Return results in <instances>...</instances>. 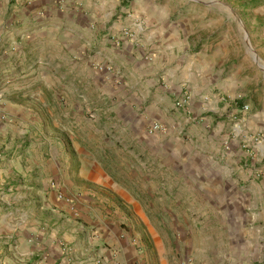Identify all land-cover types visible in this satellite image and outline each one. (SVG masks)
Returning a JSON list of instances; mask_svg holds the SVG:
<instances>
[{
    "label": "crops",
    "instance_id": "crops-1",
    "mask_svg": "<svg viewBox=\"0 0 264 264\" xmlns=\"http://www.w3.org/2000/svg\"><path fill=\"white\" fill-rule=\"evenodd\" d=\"M14 1L0 38L11 264H264V143L245 139L264 133V100L243 110L228 42L197 34L201 8Z\"/></svg>",
    "mask_w": 264,
    "mask_h": 264
},
{
    "label": "rangeland",
    "instance_id": "rangeland-1",
    "mask_svg": "<svg viewBox=\"0 0 264 264\" xmlns=\"http://www.w3.org/2000/svg\"><path fill=\"white\" fill-rule=\"evenodd\" d=\"M183 1H186V9L193 5L201 8V17L194 19L193 22L197 23V26L200 27L197 34L202 39L207 38L212 40L221 36L228 42V48L230 49L229 61L225 64V68L230 71L240 69L237 83L239 97L243 100L244 105H249L250 109L248 112H255L259 99L264 100V70L262 69V66H264V16L259 18V16L253 14L251 11L242 10L241 4L243 0ZM14 4V0H10L9 4L6 0H0V38L3 36L1 34V25L9 20ZM203 7H208L210 12L204 15ZM183 14L185 16L188 15L187 12ZM174 17H178V15ZM246 37H248L252 48L248 45ZM255 55L258 56V60L255 59ZM232 83L235 86V80ZM25 145V142L21 143L19 148ZM11 149V147L6 148L5 143H0V153L2 155L15 151V148ZM9 194L10 191H8L6 185L0 186V196L5 197ZM21 203H24V201L21 200ZM1 207L0 215L7 212L6 208H9V205L5 203ZM28 210H31V206L21 205L20 213ZM20 231H22V225ZM9 235H12L11 238H8L9 243L15 244V240L17 239L16 233L10 232ZM12 257L13 254L10 247L3 245L1 241L0 258H2L3 263L11 264L10 259Z\"/></svg>",
    "mask_w": 264,
    "mask_h": 264
},
{
    "label": "built area",
    "instance_id": "built-area-1",
    "mask_svg": "<svg viewBox=\"0 0 264 264\" xmlns=\"http://www.w3.org/2000/svg\"><path fill=\"white\" fill-rule=\"evenodd\" d=\"M133 17L135 19L134 22L136 24V27L143 29L145 26V23H146L145 19L134 16V15H133ZM125 34L126 35H132L129 31L125 32ZM98 68L100 70H103L104 68L107 69L106 67H103V66H99ZM189 98L190 97L188 94L183 95L180 99H178L176 101L177 107H185L186 108L188 103H189ZM242 108L245 112H247L250 109L249 105H243ZM164 130H165L164 125L159 123V122H154L150 126V132H163ZM247 136H251L252 138H254L259 143H261V142L264 143V133H262V132L255 133V134H247L246 137ZM257 176H258V178L264 179V170L257 172Z\"/></svg>",
    "mask_w": 264,
    "mask_h": 264
},
{
    "label": "water",
    "instance_id": "water-1",
    "mask_svg": "<svg viewBox=\"0 0 264 264\" xmlns=\"http://www.w3.org/2000/svg\"><path fill=\"white\" fill-rule=\"evenodd\" d=\"M246 40H247V43L250 46V48H252L251 45H250V41H249L248 37H246ZM255 59L258 60V56L257 55H255ZM262 69L264 70V66H262Z\"/></svg>",
    "mask_w": 264,
    "mask_h": 264
},
{
    "label": "trees",
    "instance_id": "trees-1",
    "mask_svg": "<svg viewBox=\"0 0 264 264\" xmlns=\"http://www.w3.org/2000/svg\"><path fill=\"white\" fill-rule=\"evenodd\" d=\"M256 0H252L250 3H246L244 6H248V4H255Z\"/></svg>",
    "mask_w": 264,
    "mask_h": 264
}]
</instances>
